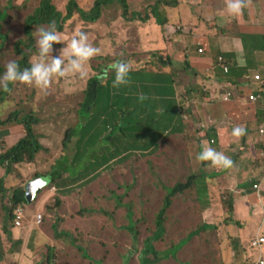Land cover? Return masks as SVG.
<instances>
[{
	"label": "rangeland",
	"instance_id": "1",
	"mask_svg": "<svg viewBox=\"0 0 264 264\" xmlns=\"http://www.w3.org/2000/svg\"><path fill=\"white\" fill-rule=\"evenodd\" d=\"M16 1L23 3L24 7L13 6L8 11V21L1 23V31L4 34L0 39L5 40L2 44L0 40V63L4 66L12 58L17 57L15 48L25 52L32 48L28 45L29 38L24 32L25 17L38 7L37 5H39L40 1ZM67 1L54 0L57 7L61 10H65ZM80 2L83 4L87 1L77 0V3ZM187 3L188 6L186 7L193 13H200L194 2L187 0ZM6 4L7 0H0L1 8ZM171 10V23L174 24V22H177L178 16L176 9ZM187 18L189 16H183L181 20L184 21ZM124 25H128L127 28L130 26V24L126 23ZM219 25H221V22ZM80 27L82 26L77 20H71L67 25L63 26L64 31L59 32L61 42L53 45V49L56 51L52 52V55H56L57 50L60 48L66 49L71 37L80 31ZM88 30L91 31L90 28ZM123 33V36L118 38H126L125 33L127 31ZM35 34L38 37V31ZM135 39L136 37H134ZM36 40L33 47H35L37 53L31 57L32 61H34V57L35 59L38 57ZM188 41L190 42L191 40L188 39ZM145 42L146 40L143 41L142 45ZM195 44H200L201 48L205 50L199 41ZM142 45L140 46L141 48ZM149 52L150 55L154 51ZM223 53L215 57L216 52H213L212 59L215 63L211 65L221 63L228 66V55ZM226 54L228 53L226 52ZM153 58H155V55H150V58L140 55L137 60L140 65L137 68H141V65H143L151 73L162 71V66H157L151 61ZM88 68L86 62L83 69L84 75L69 73L63 78H55L46 93L33 85L17 83L13 88V100L8 101L4 106H0V116L2 118H5L8 112L15 107L32 112L40 118L41 122L36 127V131L47 138V140L45 137L39 139L44 143L48 151V155H41L39 159L40 165L43 164L41 162L43 161L48 167L54 158L57 159L62 155L64 151L62 139L65 129L81 120L78 109L88 89V78L90 77ZM1 73H3V70ZM110 76L112 77L113 75L111 74ZM165 76L170 79L169 81L173 78V83L168 82V84H172L173 94H169L170 97H166V95L159 94L155 90V94H152L143 93L140 88L135 89V92L148 99V106L144 108L135 121L130 122V125L137 127L138 121L165 118L179 103L181 106V109H179V111L181 110V126L179 125L182 127L181 131L172 132L168 135L163 134L158 140V147L155 151L151 150L146 153L135 152L134 147L128 150L121 149L115 156H119L124 151H127L129 155L127 156L128 153H126L110 160L101 169L85 167V175L82 179H78V177L72 179L71 176L82 169L80 170L78 167L64 168L62 162L56 160L55 169L57 171L61 168L66 170L65 179H63V185L65 184L66 186L59 187L56 185L54 192L69 199L71 202H77L75 206L76 216H68V220L63 226L74 234L76 241L86 242L85 249L88 256L90 254L96 259L101 258V264H124L117 251L109 252V246L113 245L115 247L117 244H119L117 247L121 252L120 254H123L129 248L127 251L128 255L124 257L126 264H140L138 253L133 245L136 243L142 245L152 231L157 229V216L166 193L162 189V185H174L185 181L192 174H202L209 176V178L206 177L204 180L198 178L197 181L193 178L190 187L172 198L171 206L162 217L163 235L161 239L153 243L154 248L160 253L165 252L178 242H181V246L175 249L173 255L163 258L161 261L158 260L159 262L154 264H226L232 260L234 264H242V260L247 254L248 240L256 236H264L261 226L263 221L260 225L255 226L261 222V218L255 214L259 210V205L257 204L255 213L251 215H246L243 208L236 209L233 207V216L231 215L233 219L227 217L225 212H222L221 196L223 195V189L221 187L223 186L221 185L220 187V184L215 183V180H220V177L223 176L216 175L214 177V174L211 173L214 167H205L202 162L195 159L196 154L201 149H199L196 141V128L198 127L190 120L192 117H195L194 121L196 118H204L206 114L213 115L219 112L222 109V102L219 101L222 100L225 94L217 98L214 80H205L213 85L211 96L214 98H211L210 95H204L200 87L203 79L200 81L198 77H195L197 80H194L193 69H183V67L178 66L173 70V77L170 73H165ZM198 87L201 96L200 93L196 92ZM96 91L98 101L93 114L101 118L109 113V102L115 91L110 90L108 92L106 86H102L100 90L96 89ZM167 98L172 99L171 105L170 100H167ZM190 108L192 116L186 112ZM167 109L169 112L163 113ZM237 110L238 107L236 105H226L224 114ZM232 115L235 114L233 113ZM238 119L237 117L230 120L236 121ZM219 128H224V125ZM83 135L86 139L89 138L87 132ZM116 138H118V135ZM150 139L151 135L147 133L146 136L140 137L139 142L147 144ZM91 141L89 138V142ZM255 146V144H246L240 149L234 146L228 148L231 156H234L232 159L233 165L238 159L245 163L248 159H251V167L255 168L257 165L254 166V164L257 163L260 156L259 149L254 148ZM65 156H67L68 164L72 165L74 142L68 144L65 149ZM236 156H238L237 159L235 158ZM93 159H97V157L95 156ZM79 162L78 160L76 163L82 166L83 163ZM227 178L228 176L225 177V179ZM216 186L219 188H216ZM226 186L228 187L230 184ZM148 195L149 201L147 203L145 198ZM51 197L52 194L48 189H45L39 202L27 208L29 212L28 219L31 220V214H34L35 210L40 207L42 198L49 199ZM123 203L137 206H127ZM206 207L209 209L207 215L203 214V210ZM129 208L134 213L133 220L127 222L132 225V228L123 230L119 221L125 222L126 212ZM89 210L93 212L89 213ZM72 211L73 209H69V212ZM102 211L107 212L108 215ZM87 217L91 219L90 222H88ZM94 228L98 229V232L92 231ZM66 229L60 228V230ZM61 242L69 243V240L63 238ZM82 257L84 256L82 255ZM32 259L34 260L33 256ZM51 263L70 264L62 253V244H57L53 248Z\"/></svg>",
	"mask_w": 264,
	"mask_h": 264
},
{
	"label": "trees",
	"instance_id": "2",
	"mask_svg": "<svg viewBox=\"0 0 264 264\" xmlns=\"http://www.w3.org/2000/svg\"><path fill=\"white\" fill-rule=\"evenodd\" d=\"M39 1L40 2L38 7H36L31 14L25 17L24 23V32L29 38L28 45L32 48L28 49L26 52L21 49L15 48L17 57L11 59L15 60L20 68L30 66L31 57L37 53L35 47H33L34 41L38 38L35 33L36 31H39L41 27L47 28L49 22H53L55 24L57 31H64L63 26L67 25L71 20H77L82 26L80 28V31L86 32L91 25L92 30H96L98 27L97 25L102 22L103 18V24L110 25L111 18L113 16L115 18L117 16H120L124 23L130 24L129 28H127L126 38H118L117 36L110 37V51L106 52L103 56L100 57L102 62L107 65L117 59H123L127 61L131 66L129 75L139 77L141 87L143 88V93L147 92L155 94V90L159 94L166 95V97H170L169 94H173L172 84H168V82L173 83V79L169 81L170 79H168L165 74H160V71H158L157 73H151L149 70H146L143 65H141V68H137V66L140 65L137 62L140 55L144 53L149 54V51H153V47H149V49L144 51L139 45L135 47H131V45L132 40H134L135 33L137 31L140 32L141 29L147 27L149 25V21H151V24L162 29V27L170 19L169 9L177 6V0H89L90 3L85 2L83 4L81 2L77 3V0H68L65 5V10L59 9L54 0ZM15 5L22 8L24 7L23 3H18L16 0H7V4L2 8L0 7V37H2V35L4 34L1 31V23L8 21V11L11 10V8ZM107 12H109L110 15H108ZM257 37L259 39L261 38L260 43H262V47H264V35H257ZM0 40L2 44L5 39ZM118 41H122V43H124L126 47L121 50L118 49V47L116 46ZM150 55H155V58H153L151 61L157 66L165 67L167 64L174 62V67H177L181 63V61L175 60V58L171 59L170 55L167 54L164 48H156V50ZM183 62L185 63L184 68L189 66V63H187L185 60H183ZM2 70L4 71V65L0 63V73L2 72ZM228 71L231 72V69L229 68ZM229 74H227V72L224 73L223 69L219 66H214L212 68L208 67L202 73H199V71H195V73H193L194 76H199L201 80L203 79V83H201L200 85L202 93L206 96L210 95L211 98H214L213 96H211L213 85L205 80H214L220 84V82H224L228 78ZM93 78L95 77H92L88 82L86 95L79 108L81 120L78 122L76 127L70 128L67 131L63 144L64 151L59 158L52 161L50 171H53V169L55 170L56 160L63 162L64 168L68 166L67 156H65V149L69 142V138L71 139L75 134L78 136L76 139L77 147L85 145L92 146L94 148L90 153L91 156L95 155V145H102L105 147L106 151H104V153L102 154V151L99 150V153L101 155L96 156L97 159H94L91 162L92 167L101 168L103 166L101 165L102 163L107 161L109 157L115 156L118 152H120L121 149L128 150L133 146L137 148H146L147 146H152L151 150L155 151L158 147V140L163 134L168 135L172 132L181 131L182 127H180V113L178 114L179 120L176 121L174 120L175 117L166 116L165 118L160 119L154 118L144 120L143 122L138 121L137 127L130 125V122L135 121L139 115L138 113H136V111L142 107L144 108L148 106V99L143 95L142 98L139 95H130L128 97H125L123 95L117 94L115 89H117L118 87H113V91H115V93L113 94L114 96L109 102V113L103 116V118H105L98 124L96 119H98L99 117L93 114V110L95 109L98 101L96 95L97 84L96 80H94ZM17 83L19 82L10 84L7 90L0 89V106H4L8 101L13 100V88ZM214 86L217 89V86ZM233 86L234 85H228L224 87L230 90ZM108 88L110 92V90H112L111 86L108 85ZM118 89L120 90V88ZM218 90L219 88L217 89V91ZM236 90L238 89L236 88ZM196 92L200 93L199 87L196 88ZM133 100L135 101V105L130 104ZM167 100H170L169 102L171 105L172 99L167 98ZM238 102L239 109L249 108L251 106L250 102L246 99H240ZM128 107L130 108L128 109ZM118 112H120L119 121H116L115 119L117 118ZM186 112L191 114V108L187 109ZM233 113L239 118L238 120H230V117ZM223 117L224 119L228 120V123L224 125V128H219L220 126H209L206 129H203L198 125L202 121V118H196V120L193 121L195 117H192L190 120L197 125V131L202 130L203 137H212L220 147H224L223 150L227 155H231V152L228 148L233 146H238L239 149L240 146L246 144H255L258 148L264 146V132H259L258 128L259 124H261L264 119V115L262 112L259 113V115H255L254 113V117L250 121L242 120L236 112H232L229 114L225 113L223 114ZM5 118L6 119L4 120L0 119V123L10 124L15 122L21 124L24 127L25 134L9 149L0 154V167L5 168L6 175L15 172L18 176H20L19 172L15 169L16 166L25 163L34 164L36 163V156L38 154L43 153L48 155V151L39 143L38 134H36L33 128V124L38 122V118L34 116V113L24 111L20 107H15L8 112ZM124 120H126L127 123H125ZM109 122L111 125V129L108 131ZM79 123H81V125H79ZM234 126L243 127L245 129V134L238 138L234 137L232 135V128ZM102 131L108 132L106 134H102ZM85 132H87L88 137L90 138V140H92L91 142H89V138L86 139L84 137L83 134ZM147 133L151 135L149 143H140V137L146 136ZM117 135L118 138H116ZM89 152L90 151L88 148L84 149L83 151L78 152V157L84 159L89 154ZM232 157L234 158V156ZM235 158H238V156H236ZM205 163L206 162H202V165H205ZM244 165L250 166L251 159H248V161L244 163ZM70 167H72V165ZM40 174L41 173L38 172L34 177H38ZM57 174L58 179L52 178L53 182L51 183V185L45 188L48 189V191H50L52 187H56V185L59 187L65 185H63L64 181L61 180L62 173L59 171V173ZM193 178L197 180L199 177L196 176V174H192L185 181L175 183L174 185H162V189L166 193L163 198V203L161 205L162 207L161 209H159L160 212L157 216V229L155 231H152L151 235L143 242L142 245L139 243L133 245L138 253L140 264L158 263L159 261L163 260V258L174 254V248H169L165 252H158L154 248L153 243L161 239L163 235L162 231L164 230V227L162 217L165 214L166 210L171 206L172 198H174L178 194H181L184 189L190 187V185L192 184L191 180H193ZM26 183L27 180L24 178V180L20 182V185L5 190L4 180L0 179V191L2 190L3 193L6 194L5 196L7 199L5 206H3L4 212L0 211V227H2V233L7 237V240L9 242L11 241L14 246H17V250H20L21 243L19 241L12 240V209L21 205H24V207L26 208L24 199ZM241 183H246V180H243ZM45 189L38 192V195L36 196L33 204L39 202L40 197ZM51 194V198L45 199V201L41 202L44 204V206L40 208L43 221L41 226L42 231L51 239H53V241H55L57 244H62V253L64 257H66L70 262V264H101V258L96 259L90 254L88 256L85 249L86 242H81L80 240L76 241L74 238V234L63 226L65 225V222H67L68 216H76L75 206L77 202H71L69 199H66L60 194ZM148 201L149 195L145 198V202L148 203ZM123 204L133 207L137 206L127 203ZM69 209H73V211L69 212ZM88 212L92 213L93 211L89 210ZM102 212L108 215L107 212ZM126 213V224L124 225L125 222L119 221L121 222V227L123 230H129L132 228V225L127 222L133 220L134 213L130 208ZM90 220L91 219L88 218V222H90ZM59 224L61 225L60 227ZM60 228L66 230H60ZM92 231L96 233L98 232V229L94 228L92 229ZM35 232L36 230H32V237L35 235ZM63 238H67L69 240V243L61 242ZM117 245L115 247L113 245H110L109 252L112 253L117 251L121 261L126 264L124 257L128 255L127 251L129 250V248H127L123 254H120L121 252L119 251ZM53 248L54 247H45L46 254L42 256V262H37L35 264H52L51 256L53 257ZM171 249H173V251H171ZM50 252L51 256L49 255ZM82 255L84 257H82ZM150 256H152V258H150ZM226 264H232V262Z\"/></svg>",
	"mask_w": 264,
	"mask_h": 264
},
{
	"label": "crops",
	"instance_id": "3",
	"mask_svg": "<svg viewBox=\"0 0 264 264\" xmlns=\"http://www.w3.org/2000/svg\"><path fill=\"white\" fill-rule=\"evenodd\" d=\"M189 1L196 4V6L199 8V14L193 13L186 7L188 6L187 0H177V6L171 8L176 9L178 16L177 22H174V24L171 23L172 10L169 9V22L166 23L162 29H160L157 26L151 24V21H149V25L147 27L141 29L140 32L137 31L135 33L134 37H136V39L132 40L131 47H135L137 45L141 46L143 41L146 40V42L142 45L143 50L149 49V47H153V51H155L156 48H164L167 54L170 55L171 59L175 58V60L181 61L179 66L183 67L184 63L182 62L183 60H186L193 71H199V73L204 72L208 67L210 68L213 62V52H224L223 54L228 55L231 65V72L226 79V82L229 84H236L240 79L243 78L245 72V69L242 68L243 66L247 67V70H249L248 75L255 70L260 71L262 69L264 66V47H262V43H260V39L257 37V35H264V0H246L245 6L243 7L241 13L235 16H229L223 12L226 0ZM183 16H189V18L182 21L181 17ZM220 22L221 25H219ZM127 27L128 25H124L121 17L118 16L111 22L110 25H98L96 30L88 33V38L89 41L94 40L96 42L95 47L99 49V52L97 53L99 55L110 51V33H114V35L117 37L123 36V32L127 31L125 30ZM125 34L127 35V33ZM188 39L191 41L189 42ZM197 41H199L203 48H205V51L202 55L198 54L195 50V43ZM121 43L122 41H118L116 46ZM197 46H200V44ZM226 52L228 54H226ZM142 56H147L150 58L148 53H144ZM177 67L167 64L162 68L163 70L160 71V74L170 73L173 77V70ZM195 77L197 76H194V80H197ZM129 81V87H132L134 84L141 83L139 78L135 76L131 77ZM200 81L202 80L200 79ZM245 90H250V87H247ZM128 93L129 92L123 93L122 91H119L117 94L124 96L128 95ZM176 105L178 106L179 103ZM226 105H236L238 110L235 112L244 121H250L254 117V109L252 106L249 108L239 109V102L236 101L230 104L222 103V109L213 115L206 114L205 120L207 122H213L217 125L227 124L228 120L224 119L223 117ZM129 108L130 107H128V109ZM261 112L263 113L261 109L259 112L257 110V115H259ZM176 117L174 119L175 121L178 120ZM232 118L236 119L237 116L231 115L230 119ZM23 134L24 130L19 125L5 126L4 128H0V154L14 145ZM196 141L198 142L197 145L200 147V149L202 142L207 144L206 140L200 137L198 133L196 136ZM235 147L239 148L238 146ZM241 147H244V145L240 146V148ZM262 147L263 146L257 148L255 146L254 148L259 149V154H261ZM214 149L223 152L224 147H214ZM41 154L42 153L38 155L36 165H22L18 167L24 177L29 176L31 173L34 175L35 171L31 170L32 167L35 169L47 168L45 167L46 163L39 167V159ZM227 156L232 159L231 155ZM238 160L230 169H219L214 167L211 173L214 174V177L216 175L223 176L220 177V180H215V183H219L220 187L221 185L223 186L221 188L223 189L224 197L232 198L231 207L228 209V211L225 207L228 202L225 201L222 203V212H225L226 215H232V208L234 207L236 209L243 208L246 212V215H251L252 213H255L257 208V202H252L251 200L255 201V197L257 196L250 194L249 185L241 182L243 180L247 181V179L252 177L254 174H259L258 171L260 170V167L253 168L251 167L252 165L245 166V162H242L241 160L238 162ZM256 165L257 163L254 164V166ZM4 176L5 170L0 168V178ZM197 176L201 180H204L206 177L209 178V176H204L202 174ZM227 176L228 178L225 179ZM17 184L18 180L13 176H8L6 178L7 187H12ZM228 184H230V186L227 187L226 185ZM261 187L262 195H259V197L264 198V180L261 181ZM216 188L219 187L216 186ZM43 201H45L44 198H42L41 202ZM3 206L5 205L0 203V211L2 212H4ZM39 209L40 207L37 208L36 213H38ZM36 213L35 215L31 214V220H29V212L26 209L25 217L20 226H15L13 221L11 222L13 224L11 229L12 240L19 241L21 243L20 250H17V246H14L11 241L9 242L7 240V237L2 233V227H0V264H32V262L35 260L34 254L36 251L34 250H36V245H38L40 242H47V238L41 232H37L36 235L33 236V240L32 236H30L31 230H36L34 224V216H36ZM208 213L209 209L206 207L203 210V214L207 215ZM257 213H259V210ZM260 223H262L261 226L264 231V220H261V222L255 226L260 225ZM32 256L34 260L32 259Z\"/></svg>",
	"mask_w": 264,
	"mask_h": 264
},
{
	"label": "clouds",
	"instance_id": "4",
	"mask_svg": "<svg viewBox=\"0 0 264 264\" xmlns=\"http://www.w3.org/2000/svg\"><path fill=\"white\" fill-rule=\"evenodd\" d=\"M87 2L90 3L89 0ZM245 3H246V0H226L223 12H225L229 16L238 15L241 13L243 7L245 6ZM107 14L110 15L109 12H107ZM113 20H115L114 16L111 18V22ZM111 22H110V24H111ZM103 23H104V18H103L102 22L99 23L98 25H101ZM89 28L91 29V31L88 30ZM89 28L87 29L86 32L85 31L76 32L71 37L69 43L67 44L66 49L60 48L59 50H57L56 55H52V52L56 51L53 49V45L61 42V36H60L59 32H63V31H57L56 26L53 22H49L47 28L41 27L38 31V38L36 40V45H37V49H38L37 59H35V57H34V61L31 60L30 66L25 67V68H20V66L18 65V63L15 60L8 61L4 66L3 73H0V89L7 90L10 84L15 83V82H19V83L33 85L36 88L40 89L42 92L46 93L49 86L51 85L52 81L55 78H63L69 73L84 75L83 69H84L85 63L87 62L88 67H89L88 68V75H90V77L88 78V82L91 80L92 77H95L93 79L96 80V84H97L96 89L100 90V88L102 86H106L108 89V92H109L108 85H110L112 90H113V87L114 88L118 87V88H120V90L123 93L129 92L128 95H124L125 97H128L130 95H139L137 92H135V89H138V88H140L141 90L143 89L141 87L140 83L134 84L132 87L128 86V84L130 82L129 79L131 77H134V75H132V76L129 75V73L131 71L130 64L123 59L114 60L107 65L105 63H103L102 60L100 59V57L103 56L105 53H102L99 55L97 54L99 52V49L97 47H95L96 42L94 40L89 41V38H88V33L93 31L92 25L89 26ZM113 36H115L114 33L110 34V37H113ZM195 46H196V49H195L196 52L198 54L202 55L205 50L202 49L201 46H197L196 44H195ZM117 47H118V49L121 50V49L125 48L126 46L124 43H121ZM219 54L220 53H216L215 57H218ZM186 62L188 63V61H186ZM182 63H184V62H182ZM212 63H215V61L213 60ZM173 64H174V62L170 63V65H173ZM184 65H185V63H184ZM184 65H183V69H192L190 65L188 67H185V68H184ZM214 66L221 67L223 69L224 73L227 72V74H229V72H230V71H228V69L231 68L229 61H228L229 67L227 65L217 63L216 65H211L210 68H212ZM242 68L245 69L244 76L242 79H240L238 81V83H236V85L235 84H229L226 82V80L224 82H220V84L217 81H214L215 85L217 86V89L219 88L216 96H217V98H219L221 95L225 94L223 96L222 100L219 102H224L226 104H230V103L239 101L240 99H246L250 102L251 106L253 107L255 115H257V110H260V109L263 111V115H264V68L262 67V69L260 71L255 70L252 73H250L249 75H248L249 70H247V67L243 66ZM257 71H259V72H257ZM193 73H195V71H193ZM111 74L113 75L112 77L110 76ZM245 76H247V77H245ZM135 77H138V76H135ZM228 85H234V86L229 90V89H226L224 87V86H228ZM247 87H250V90H245ZM118 88L115 89L116 93H118L120 91ZM221 88H222V90H221ZM236 88L238 90H236ZM139 96L143 98L142 95H139ZM130 104L135 105V101L133 100ZM260 106H261V108H260ZM144 108L143 107L140 108L139 110L136 111V113H138L140 115L141 112L144 110ZM177 109H178V112L176 111ZM179 109H181L180 104L178 106L176 105V107L172 110V112L169 113L168 116H170V117H176L177 116V118L179 120V116L181 117V113H180L181 110L179 111ZM174 111H176V112H174ZM167 112H169V111L168 110L163 111V113H167ZM179 113H180V115L178 116ZM119 114H120V112L117 113V118L115 119L116 121H119ZM34 116L37 117L36 115H34ZM37 118H38V122L33 124V128H34L36 134H38L39 143L42 145L43 148H45L44 143L42 141H40V139H39V138H43L45 136L36 131V127L41 122L40 118L39 117H37ZM104 118L102 116L101 118L99 117L98 119H96L98 124ZM0 119L4 120L6 118H2L0 116ZM111 122H113V121H111ZM124 122L127 123L126 120H124ZM77 124L78 123H76L75 125H72V126H68L65 129L63 139H62V144H64L65 135H66L67 131L70 128L76 127ZM12 125H19L24 130L23 125L15 123V122L10 123V124L0 123V128H4L5 126H12ZM79 125H81V123H79ZM198 125L200 128H203V129H206L209 126H212V127L221 126V125L214 124L213 122H207L205 120V117L202 118V121ZM258 128H259V132H262V133L264 132V119H263V122L261 124H259ZM110 129H111V125L109 122L108 131ZM104 131H102V134H106L108 132V131H106V132H104ZM197 133L199 134L200 137L205 139L207 144L209 145L208 146L204 142L201 143V150L196 154V157H195V159L197 161L206 162L205 167L211 166V167H215V168H219V169H230L234 166L233 161H232L233 157L231 159L229 156H227L226 153L224 152V150H223V152H224L223 153L222 151H218V150L214 149V147H220V146L212 137L211 138L203 137L202 131H200V130L197 131ZM24 134H25V130H24ZM24 134L22 136H24ZM244 134H245V129L243 127L234 126L232 128V135L234 137L238 138ZM77 137L78 136L75 134L71 139L69 138L68 144L71 142H74V156H73L72 161H71L72 167H78V168H80V170L81 169L82 170L77 172V173L72 174L71 175L72 179H76V177H78V179H82L85 175V173H84L85 167L86 168L90 167V169H91L92 168L91 162L94 160L93 158L95 156L101 155L99 153V150L102 151V154L104 153V151H106L104 146L95 145L94 146L95 147V152H94L95 155L91 156L90 153L93 151L94 148L92 146H85V145L77 147V145H76ZM20 138H19V140H20ZM45 139L47 140L46 137H45ZM68 144H67V147H68ZM109 145H110V143H109ZM211 146H214V147H211ZM133 147L135 149V152L140 151V152H144V153L149 152L152 149V146H147L146 148H137L135 146H133ZM87 148L90 151L89 154L84 159H81L80 157H78V152H81ZM220 148H223V147H220ZM126 153H128V152L124 151L119 156H113L110 159H108L107 161H105L104 163H102L101 165L105 166L110 160H113V159L118 158L122 155H125ZM38 155L36 156V163H34V164L25 163V164H21V165L15 167V169L19 172L20 176H18L15 172L6 175L5 168L0 167V168H3L5 170V176L0 178V179L4 180L5 190L8 188H14L17 185H20V182H22L25 178L27 180V183L25 184V193H26V188L31 181L36 180L40 177L49 176L51 178L50 184L39 190V191H41V190H43V189H45L51 185V183L53 182L52 178L58 179L57 173H59V171L62 173L61 180L65 179L64 177H65L66 170L64 168H61L58 172L56 169L55 170L53 169V171H50L52 162L45 169H39V168L35 169L34 167H32L31 170L35 171L34 175H33V173H31L29 176L24 177L21 174L18 167H20L22 165H36ZM128 155H129V153L127 154V156ZM78 160L83 163L82 166H80V164L76 163ZM90 160H91V162L89 163ZM41 162L43 164L42 165L39 164V167L43 166L45 164L43 161H41ZM62 166H64L63 162H62ZM70 166L71 165L68 164L67 167H70ZM103 166L101 168H103ZM45 167H46V165H45ZM257 167H260V170L258 171L259 174H254L252 177L247 179L246 184H248L250 187L249 188L250 194L257 196V197H255V201L251 200L252 202H257V204L259 205V213H255V214H257L258 217L261 218V220H264V198L259 197V195H262L261 181L264 180V146L262 147L261 154L258 157L256 168ZM97 168H99V167H96L94 169H97ZM38 172L41 174L38 177H34L35 174ZM8 176H13L14 178H16L18 180V184L15 186H12V187H7L6 186V178ZM29 179H31V180H29ZM64 186H66V185H64ZM54 189H56V187H52L49 192L56 194V192H54ZM231 191H234V190H231ZM38 192H37V195H38ZM5 195L6 194L3 193V191L1 190L0 191V203L4 204V205H5L6 200H7ZM35 198H34V200H35ZM24 199H25V196H24ZM221 199H222V203H224L225 201L228 202L225 205L226 210L228 211V209H230V207H231L232 198H226L222 195ZM34 200L31 202V204H28L25 200L26 208L24 207V205H21V206H17V207L12 209L13 223L15 226L21 225V223L25 217L26 209L30 206H34L37 204V203L33 204ZM43 206H44V204H40V208ZM262 208H263V210H262ZM36 210L34 212V215L36 213ZM227 217H229V218L231 217L233 219V217L231 215H227ZM233 221H235V220H233ZM42 223H43L42 212H41V209H39L38 213H36V216H34V224L36 227L35 235L37 232L38 233L41 232L47 238V242H45V243L40 242L38 245H36V250L30 248V249L36 251V253L34 254L35 260L32 262V264H35L37 262H39V263L42 262V260H43L42 256H44L46 254L45 247L52 248V247H56V245H57V243L55 241H53V239H51L47 234H45L42 231V228H41ZM236 225H239V224L236 223ZM163 232H164V230L162 231V233ZM31 233H32V230H31ZM262 239H263V241L261 242ZM32 240H33V237H32ZM180 246H181V242H178L176 245H173L170 248H174V250H175V249L179 248ZM49 255L51 256V252L49 253ZM232 264H234L233 261H232ZM242 264H264V236L263 237L256 236L255 238H250L248 240V242H247V254L243 258Z\"/></svg>",
	"mask_w": 264,
	"mask_h": 264
},
{
	"label": "water",
	"instance_id": "5",
	"mask_svg": "<svg viewBox=\"0 0 264 264\" xmlns=\"http://www.w3.org/2000/svg\"><path fill=\"white\" fill-rule=\"evenodd\" d=\"M51 182V178L49 176L40 177L36 180L31 181L27 188L25 193V200L28 204H31V202L34 200V198L37 195V192L49 185Z\"/></svg>",
	"mask_w": 264,
	"mask_h": 264
},
{
	"label": "built area",
	"instance_id": "6",
	"mask_svg": "<svg viewBox=\"0 0 264 264\" xmlns=\"http://www.w3.org/2000/svg\"><path fill=\"white\" fill-rule=\"evenodd\" d=\"M263 241V239L261 240V242Z\"/></svg>",
	"mask_w": 264,
	"mask_h": 264
}]
</instances>
